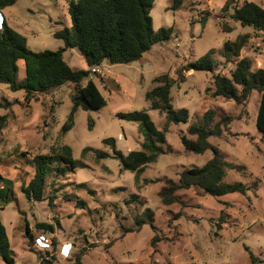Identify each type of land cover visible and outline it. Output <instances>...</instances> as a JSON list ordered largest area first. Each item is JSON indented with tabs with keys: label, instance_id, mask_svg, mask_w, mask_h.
<instances>
[{
	"label": "rangeland",
	"instance_id": "1",
	"mask_svg": "<svg viewBox=\"0 0 264 264\" xmlns=\"http://www.w3.org/2000/svg\"><path fill=\"white\" fill-rule=\"evenodd\" d=\"M225 1L184 0L173 8V0H155L150 8L153 27L171 28L170 37L153 45L137 61H105L93 68L90 76L107 103L98 110L78 109L75 125L66 133L61 127L72 105L73 83L31 99L25 97L24 90L12 91L0 83V114L7 116L0 130V193L9 195V200L0 204V217L8 231L13 264H40L42 258L64 264L83 250V264H252L249 251L259 260L264 257V134L256 126L259 91L252 92L246 105L214 98L212 91H207L212 73L194 68L185 71L186 79L177 81L171 91L174 106L185 107L190 114L217 105L233 114L242 113L210 141L233 166L226 179L242 181L247 185L245 193L215 196L191 187L178 191L185 205L161 202L159 191L165 178L177 179L184 168L201 166L213 156L212 149L203 153L185 149L180 132L187 128L186 122L171 123L166 133L167 152L148 164L138 180L134 172L122 169L117 158L95 157L96 149L112 152L103 142L106 137H114L116 147L125 154L140 148L143 135L139 123L119 117L118 112L146 110L155 126L163 128L165 114L149 108L145 97L156 76L168 73L176 79L179 67L210 49L215 71L229 74L234 64L225 59L224 42L244 33L249 41L241 56L251 57L256 68L264 66V41L252 27L231 21V32L220 30L219 13ZM235 1L241 4L244 0ZM253 1L264 7V0ZM67 6L68 0H17L3 10V16L27 37L31 49H57L64 41L53 33L70 24ZM204 13H208L206 21L202 20ZM1 17L2 13L0 26ZM64 58L75 68L88 67L77 48L67 49ZM19 64L18 78L22 79L25 65L22 60ZM89 117L94 119L92 129ZM62 144L72 147L78 166L64 172L52 163L46 199H28L22 185L34 173L32 156ZM86 147L91 149L83 153ZM155 178L161 180L145 183ZM131 193L140 194L146 202H127ZM51 194L55 195L54 205L49 204ZM77 197L86 202L85 207L76 205ZM138 217L147 222L139 230L126 231L136 228ZM40 222L52 224L53 230L37 227ZM156 233L162 240L153 246ZM42 234L47 240L40 244L37 238ZM0 264H7L1 255Z\"/></svg>",
	"mask_w": 264,
	"mask_h": 264
},
{
	"label": "trees",
	"instance_id": "2",
	"mask_svg": "<svg viewBox=\"0 0 264 264\" xmlns=\"http://www.w3.org/2000/svg\"><path fill=\"white\" fill-rule=\"evenodd\" d=\"M17 0H0V13ZM155 0H68V14L70 24L63 25L53 33L54 37L62 39L64 45L57 49L34 50L28 45L27 37L13 28L2 14L0 26V83L9 85L12 91L24 90L25 97L31 99L38 93H49L53 89L69 82L75 85L71 94L72 105L61 127L66 133L75 125V114L78 109L98 110L106 105L107 100L97 83L91 78L93 68L107 61L114 63H130L139 60L144 53L151 50L153 45L167 40L171 28L164 26L155 29L150 14V8ZM184 0H173V8L180 6ZM204 13L202 20H207ZM219 27L223 32H231L234 26L230 23L239 22L243 27L250 26L264 41V7L253 0H244L241 4L235 0H226L219 13ZM249 41L247 33L238 34L234 39L224 42V56L227 62L234 64L229 74L215 71L212 61L213 49L208 50L196 61H191L178 68V78L163 73L154 78L155 85L145 92L149 108L164 113L166 121L162 129H158L150 120L146 110L118 112L121 118L139 123L143 135L140 148L131 149L126 154L116 147L114 137L103 139L105 145L112 148V152L96 149L97 160L115 157L120 161L122 169L135 173L136 180L150 163L157 161L162 153L167 152L166 133L171 123L186 122L188 126L180 132L181 141L186 150L194 153H203L213 150V156L203 165H193L184 168L177 179L165 178V183L159 191L161 202L164 205L179 202L185 205L178 191L191 187H199L204 192L220 196L230 192L245 193L247 185L239 180L226 179L227 170L232 168L220 149L210 141L212 136H220L234 119H240L242 113L233 114L223 106L217 105L201 112L190 114L185 107H175L173 104L172 87L177 81L186 79L185 71L190 68L207 70L212 73L211 86L207 91L214 98L225 101H235L236 104L246 105L254 90L260 92V102L256 116V126L264 134V66L254 67L249 56H241L243 47ZM69 48H77L84 57L87 68H75L64 58V52ZM25 65L24 77L18 78L19 61ZM21 71V70H20ZM86 80L85 83L83 81ZM6 114H0V130L5 127ZM94 119L89 117L88 127L92 129ZM91 147H86L87 153ZM1 160V157H0ZM59 164L60 171L69 169L74 171L79 161L74 158L72 147L62 144L53 147L51 152L37 153L31 158L33 175L27 184L22 185V191L28 199L42 201L46 199L47 172L51 164ZM61 163L64 165H61ZM2 176L0 175V179ZM160 178L145 180L148 182L160 181ZM85 183H79L84 187ZM95 193V190L91 189ZM9 195L0 193V204L9 200ZM49 204L54 205L55 195H50ZM78 207H85L86 202L76 199ZM127 202H146L145 198L137 193H131ZM151 210H147V213ZM182 214L179 211L175 218ZM147 220L143 217L136 219V228H126V231L139 230ZM153 228V218H150ZM37 227L53 230V225L47 222L36 224ZM221 226V224H220ZM27 232L30 231L28 223ZM162 240L157 233L152 237L155 246ZM82 253L76 259L64 264H83ZM0 255L7 264H13L11 244L7 228L0 217ZM252 264L258 261L264 263V257L259 260L249 251ZM40 264H54L51 259L42 258ZM234 264V263H228Z\"/></svg>",
	"mask_w": 264,
	"mask_h": 264
},
{
	"label": "built area",
	"instance_id": "3",
	"mask_svg": "<svg viewBox=\"0 0 264 264\" xmlns=\"http://www.w3.org/2000/svg\"><path fill=\"white\" fill-rule=\"evenodd\" d=\"M37 240L39 241L40 244L43 243L44 240H47L46 236L45 235H41L40 238H37Z\"/></svg>",
	"mask_w": 264,
	"mask_h": 264
},
{
	"label": "crops",
	"instance_id": "4",
	"mask_svg": "<svg viewBox=\"0 0 264 264\" xmlns=\"http://www.w3.org/2000/svg\"><path fill=\"white\" fill-rule=\"evenodd\" d=\"M4 9H5V8H4ZM4 9H3V10H4ZM3 10H2V14H3ZM4 17H5V16H4ZM5 19H6V17H5ZM67 246H69V245H67ZM66 249H67V247H66Z\"/></svg>",
	"mask_w": 264,
	"mask_h": 264
}]
</instances>
